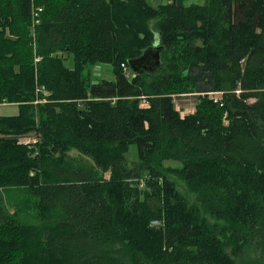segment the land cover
Returning a JSON list of instances; mask_svg holds the SVG:
<instances>
[{
  "label": "trees",
  "instance_id": "obj_1",
  "mask_svg": "<svg viewBox=\"0 0 264 264\" xmlns=\"http://www.w3.org/2000/svg\"><path fill=\"white\" fill-rule=\"evenodd\" d=\"M0 104V264H264V0H0Z\"/></svg>",
  "mask_w": 264,
  "mask_h": 264
},
{
  "label": "rangeland",
  "instance_id": "obj_2",
  "mask_svg": "<svg viewBox=\"0 0 264 264\" xmlns=\"http://www.w3.org/2000/svg\"><path fill=\"white\" fill-rule=\"evenodd\" d=\"M161 0H148V3L156 7ZM204 0H185V3H203ZM72 63L71 58L65 60V64L67 66H70ZM83 73L85 75H89V80L91 82H97L99 80H113L114 76L112 74V66L110 63H97L94 65H88L85 67ZM177 103V109L180 110L182 114L184 113H189L194 111V107L196 104V96L194 95H186L182 96L178 99H176ZM17 111V106L14 104H0V114H5V115H12L15 114ZM31 140L33 137H30ZM72 155H76V152L72 151ZM127 158L129 162L137 160L136 158V146L135 145H130L129 150L127 152ZM170 163L169 165H176L179 164L176 161H167L166 164ZM172 178L175 180L177 188L184 192V184L183 182L178 179L177 177L172 175Z\"/></svg>",
  "mask_w": 264,
  "mask_h": 264
},
{
  "label": "water",
  "instance_id": "obj_3",
  "mask_svg": "<svg viewBox=\"0 0 264 264\" xmlns=\"http://www.w3.org/2000/svg\"><path fill=\"white\" fill-rule=\"evenodd\" d=\"M161 50L162 47L156 41L153 45L141 51L137 57L128 60V66L133 73L146 71L153 73L161 67Z\"/></svg>",
  "mask_w": 264,
  "mask_h": 264
},
{
  "label": "built area",
  "instance_id": "obj_4",
  "mask_svg": "<svg viewBox=\"0 0 264 264\" xmlns=\"http://www.w3.org/2000/svg\"><path fill=\"white\" fill-rule=\"evenodd\" d=\"M42 11L41 7L32 5V10H31V22H32V27H35L36 24L39 23V14ZM38 60V58H36ZM124 67V70H126V66L122 64ZM216 100V98L214 99ZM24 142H27L26 140Z\"/></svg>",
  "mask_w": 264,
  "mask_h": 264
}]
</instances>
